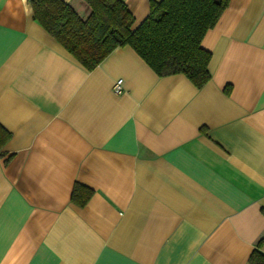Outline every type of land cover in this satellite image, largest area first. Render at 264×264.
I'll list each match as a JSON object with an SVG mask.
<instances>
[{
	"label": "crops",
	"instance_id": "1",
	"mask_svg": "<svg viewBox=\"0 0 264 264\" xmlns=\"http://www.w3.org/2000/svg\"><path fill=\"white\" fill-rule=\"evenodd\" d=\"M63 1L88 17L84 0ZM122 1L134 26L149 13L150 0ZM202 45L201 87L158 76L128 45L87 70L29 0H0V264L264 254V0H230ZM76 182L93 190L83 206Z\"/></svg>",
	"mask_w": 264,
	"mask_h": 264
},
{
	"label": "trees",
	"instance_id": "2",
	"mask_svg": "<svg viewBox=\"0 0 264 264\" xmlns=\"http://www.w3.org/2000/svg\"><path fill=\"white\" fill-rule=\"evenodd\" d=\"M86 19L63 0H29L32 16L87 70L117 47L130 46L158 75L184 74L201 87L210 77L211 52L203 47L206 32L218 21L230 0H150L148 15L134 26V16L122 0H84ZM10 133L0 125V155ZM93 190L74 183L71 201L83 206ZM251 264H264L254 250Z\"/></svg>",
	"mask_w": 264,
	"mask_h": 264
},
{
	"label": "built area",
	"instance_id": "3",
	"mask_svg": "<svg viewBox=\"0 0 264 264\" xmlns=\"http://www.w3.org/2000/svg\"><path fill=\"white\" fill-rule=\"evenodd\" d=\"M113 93L120 94L122 91V79L118 78L115 80L113 87H112Z\"/></svg>",
	"mask_w": 264,
	"mask_h": 264
}]
</instances>
